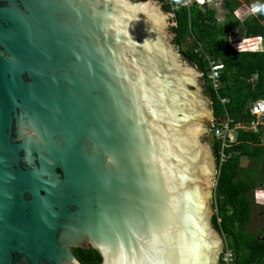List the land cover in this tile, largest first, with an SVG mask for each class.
<instances>
[{
	"label": "water",
	"instance_id": "95a60500",
	"mask_svg": "<svg viewBox=\"0 0 264 264\" xmlns=\"http://www.w3.org/2000/svg\"><path fill=\"white\" fill-rule=\"evenodd\" d=\"M176 25L157 0H0V264H220L213 111Z\"/></svg>",
	"mask_w": 264,
	"mask_h": 264
},
{
	"label": "trees",
	"instance_id": "16d2710c",
	"mask_svg": "<svg viewBox=\"0 0 264 264\" xmlns=\"http://www.w3.org/2000/svg\"><path fill=\"white\" fill-rule=\"evenodd\" d=\"M157 1L166 13L175 15L177 25L172 28L175 43L181 47L185 60L203 74V87L211 102L214 134L211 145L218 168L212 198L213 225L224 237L225 247L233 251V264H264V234L250 230L254 212L260 205L255 191L264 189V126H260V132L236 127L237 123L246 124L254 118L251 104L264 97V50H239L229 40L234 24L239 28L241 25L246 37H264V0H260V12L250 14L242 22L234 16L236 0H223V9L227 10L224 22L217 21L218 10L206 5L199 8L193 3L184 8L176 7L174 0ZM188 38L191 44H187ZM213 59L225 64L217 91L208 78ZM222 98L228 101L223 103ZM228 118L236 129V139L224 147L223 141L215 137L214 129L223 127ZM222 153L226 157L223 163ZM260 211L264 213V208ZM73 251L80 264H102L101 255L92 248Z\"/></svg>",
	"mask_w": 264,
	"mask_h": 264
},
{
	"label": "built area",
	"instance_id": "2783aa9c",
	"mask_svg": "<svg viewBox=\"0 0 264 264\" xmlns=\"http://www.w3.org/2000/svg\"><path fill=\"white\" fill-rule=\"evenodd\" d=\"M174 5L176 7H184L189 8L193 2H197L199 6L205 7L206 6H214L217 8V10L222 13L223 11V0H174ZM261 10L260 5H254L249 8L250 13L257 14ZM222 15H219L218 20L221 19ZM262 38H257V41H255L254 46L257 48H262ZM225 68V64L222 61L219 60H210V73L208 75L209 80L211 81L214 89L217 91L220 87V77L221 72ZM227 98H222V102H227ZM251 113L254 116V118L249 121L246 124L237 123L236 127L245 128L247 130L260 132L261 127L264 126V97L258 98L255 101L252 102L250 107ZM231 119L228 118L227 122L224 124L221 128H215V137L221 139L223 141V146L226 147L232 139V132L233 127L230 125ZM262 143H264V129L262 133ZM225 154H221V163L225 161ZM234 253L231 249L225 247L224 251L221 256V261H223L224 264H233L234 262Z\"/></svg>",
	"mask_w": 264,
	"mask_h": 264
},
{
	"label": "crops",
	"instance_id": "0c3cea01",
	"mask_svg": "<svg viewBox=\"0 0 264 264\" xmlns=\"http://www.w3.org/2000/svg\"><path fill=\"white\" fill-rule=\"evenodd\" d=\"M236 2L238 3V7H237V9L234 12V16L237 19H239L240 22L245 20L250 14L256 15L254 13H250L249 12V8L254 6V5H260V0H236ZM193 3H196V5H198L197 2H193ZM198 7L202 8L199 5H198ZM209 7L215 8L214 6H209ZM215 9L217 10V8H215ZM226 12H227L226 9L225 10L223 9L222 13L218 12V14H217V21L218 22H224V20H227ZM219 15H222V17H221V19L218 20ZM173 16L175 18L174 14H173ZM228 20L230 21V23H234L233 19L228 18ZM240 22H239V24H240ZM257 38H262L263 49L262 48H257V47L254 46L255 41H257ZM229 40H230V43L234 47H236L237 49H239L241 47L239 50H241V49H243V50L257 49V50H261V51L264 50V37H260V36L259 37H246L244 35L243 31L241 30V25H240V28H239V26H235V24H234L233 31H231L229 33ZM187 44H191V39L190 38H188ZM186 47H188V46L186 45ZM201 77L203 78V74H201ZM243 129H245V128H243ZM235 130L236 129H233V132H232L233 139H232L231 142H234L235 139H236Z\"/></svg>",
	"mask_w": 264,
	"mask_h": 264
},
{
	"label": "rangeland",
	"instance_id": "374dc122",
	"mask_svg": "<svg viewBox=\"0 0 264 264\" xmlns=\"http://www.w3.org/2000/svg\"><path fill=\"white\" fill-rule=\"evenodd\" d=\"M240 47V46H239ZM241 48V47H240ZM239 48V49H240ZM184 58V56H183ZM185 59V58H184ZM192 65V64H191ZM193 66V65H192ZM194 68H196L195 66H193ZM197 69V68H196ZM198 70V69H197ZM200 73V72H199ZM201 75V73H200ZM246 163V162H244ZM215 165H217L216 161H215ZM262 190V189H261ZM260 189H257L255 191V199H257L261 204L258 205L257 207V211L254 212V216H253V223L250 226V230L257 232V231H261V229L264 226V214L262 213L263 211H260L262 208H264V194L261 192ZM213 191H214V181L212 183V190H211V197H210V205H211V217H212V224H213V216H214V206H213V202H212V198H213ZM264 191V190H263ZM259 195H263V196H259ZM214 226V225H213ZM219 233V232H218Z\"/></svg>",
	"mask_w": 264,
	"mask_h": 264
},
{
	"label": "flooded vegetation",
	"instance_id": "af4514ba",
	"mask_svg": "<svg viewBox=\"0 0 264 264\" xmlns=\"http://www.w3.org/2000/svg\"><path fill=\"white\" fill-rule=\"evenodd\" d=\"M202 79H204V78H202ZM203 85H205L204 81H203ZM260 190H261V189H260ZM262 190H264V189H262ZM256 202H257L258 204H261L258 200H256ZM262 213H263V212H262ZM263 214H264V213H263ZM260 232L264 234V229L262 228Z\"/></svg>",
	"mask_w": 264,
	"mask_h": 264
},
{
	"label": "clouds",
	"instance_id": "9594fccd",
	"mask_svg": "<svg viewBox=\"0 0 264 264\" xmlns=\"http://www.w3.org/2000/svg\"><path fill=\"white\" fill-rule=\"evenodd\" d=\"M261 192L264 194V191L263 190H261Z\"/></svg>",
	"mask_w": 264,
	"mask_h": 264
}]
</instances>
